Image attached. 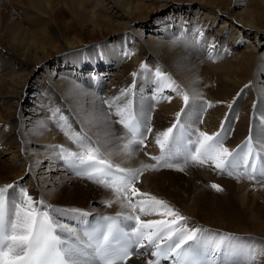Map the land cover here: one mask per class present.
I'll return each instance as SVG.
<instances>
[{"label": "bare ground", "instance_id": "6f19581e", "mask_svg": "<svg viewBox=\"0 0 264 264\" xmlns=\"http://www.w3.org/2000/svg\"><path fill=\"white\" fill-rule=\"evenodd\" d=\"M236 1L238 2L232 6V0H228V3H220L217 0L218 7L214 11L209 8L208 4L202 5L204 7H197L196 11L191 8L190 10L195 14L201 13V16L204 17L213 14L211 23L218 26L216 32L220 37L229 36L238 47H244L247 52H256V57L264 58L263 53H257L264 47V27L255 20L256 16L260 19L264 17V10L258 3L264 0L254 1L253 8L248 7L250 0ZM112 6L109 5V8ZM235 6L238 7V11L228 14ZM172 7L174 9V5L170 4L166 11ZM146 11L148 12V10ZM130 12V10L128 13L114 10L113 13L119 19H123L121 29L126 30L125 33L131 41L138 38L141 43L148 44L150 49L153 48L163 58H161L163 61L175 69L181 80L179 81L188 89L186 90L189 93L190 101L187 106H185L182 96L177 93L173 92L174 95H170L171 97L164 93L162 91L164 88L155 77L152 78V73L151 75L147 73L148 76L146 74L147 78L144 79V83L143 76L140 75L139 80L142 81V86L139 83L138 87L139 80L136 77L137 82L135 81V75L131 77L125 71L114 72L112 65H110L111 67L105 65L103 59H98L105 65L100 68L94 66L93 62L87 64L82 61L83 54L86 53L80 48L82 43L62 49L61 53L64 52L63 54L66 55L54 58L39 42L35 41L36 46H32L29 41L26 44V41L19 40L22 58L21 61L13 62L11 58L14 57L7 53L9 45H7V38L4 35V32H9L10 25L6 17H0V55L8 58V61L1 64L0 68V184L17 186L10 189V199L14 192H18L19 188H24L37 202L43 200L45 205L59 210L53 215L61 223L70 227H72V222L81 216L66 210L78 209L83 213L127 212L128 210L122 209L118 203L108 207L105 202L114 198L112 191L88 179L73 177L62 166V161L58 158L57 151L53 146L63 145L73 151L78 150L65 135V131L69 128L80 132L83 127V130L93 141L112 140L113 142L108 145V148H102V151L117 149L119 145L126 142V138L124 140L116 139L125 136V130L117 123L116 107L117 105L123 106L127 100H131L139 112L150 116L152 132L149 144L144 148L141 147L134 155H113L111 157L113 163H119L122 167L129 169H138L142 164H150L148 155L156 150V137L176 121L177 113H181L182 110L181 120L191 128L199 129L209 135L222 128V133L225 136L224 146L230 151L245 145L247 141L244 139L250 132L244 110H239L237 114L238 110L236 111L234 105L229 106V103L225 102L232 96L228 93L229 86L236 82L229 76L228 70L235 65L229 67V60L222 63V67L218 68L220 71L219 87L212 89L210 86L212 82L202 80L203 77L199 75L201 68L196 63L193 62L185 67L180 62H187L188 55L175 52L176 41L171 38V34L173 29L179 27L177 22L168 19L169 15L167 14L168 18L161 20V23L156 22L153 23L155 26H151V23L148 22L147 26L136 30L133 23H136L137 19L134 20ZM105 15L102 16L105 17ZM110 20L112 21V19ZM187 27L185 25L184 28ZM168 37L169 40H165ZM2 43L6 45L7 49L2 47ZM33 48L32 53L30 50ZM24 49L26 50L24 51ZM127 49L129 51L126 52H132L130 48ZM42 52L44 53L40 55L39 53ZM102 53L105 56V53ZM123 56L124 53L120 56L121 64L124 61H129ZM132 56V68H135V71L139 70L143 64L138 63L139 60L134 54ZM105 57L110 59L107 58V55ZM110 57H112L111 60H117L115 54ZM205 57V62H208L212 67L215 57L212 59L208 56ZM232 59H237V56L233 55L230 60ZM29 62L34 63L31 68ZM110 63L113 62L110 61ZM16 65H18V69L15 68ZM87 65L100 70L92 74L93 71L89 72L85 69ZM102 68L104 69L101 70ZM235 68L237 70V67ZM89 76H93V78ZM208 85L211 87L210 89L207 88ZM256 90L262 99L261 104L259 103L257 107V113L263 117L255 113V118L260 120L264 118V80L256 86ZM123 92H127V96L116 100L117 97H121ZM154 96L159 97L154 99ZM248 97L249 93L246 92V100ZM105 101L113 103V107L109 109L104 103ZM208 103L211 104V107L206 106ZM23 106L26 107L23 109ZM107 110L111 112L112 117L105 120L103 117L107 114ZM228 114L232 116L233 133L227 131L230 129L228 128L230 124L225 121ZM61 116L67 118L64 130L61 128V125L64 124V121L60 119ZM252 132L257 142L256 147L259 148V144H264V136L258 138L262 129L257 122ZM105 133H109V135L105 136ZM259 151H261L260 148ZM262 153L264 154V152ZM262 158L264 159V156ZM178 165L183 167L184 171L164 167L159 170H146L139 176L135 186L141 193H148L166 201L188 218V226L191 228L199 227L217 233H230L248 238L257 247L264 248V209L256 203L248 191H245L255 186L264 187V181L223 177L210 165H192L190 163H179ZM212 184H222L223 191L217 192L211 187ZM142 198L140 197V199ZM136 199L138 197H133V200ZM37 206L39 207V204ZM143 218L149 220L160 217L143 216ZM127 264H147V262L143 257L134 256L127 261ZM254 264H264V256H258Z\"/></svg>", "mask_w": 264, "mask_h": 264}, {"label": "snow or ice", "instance_id": "6c2138e0", "mask_svg": "<svg viewBox=\"0 0 264 264\" xmlns=\"http://www.w3.org/2000/svg\"><path fill=\"white\" fill-rule=\"evenodd\" d=\"M155 77L163 88L181 95L185 106L189 104V93L160 68L155 70ZM124 96L127 92L116 100ZM104 103L109 109L113 107V103ZM206 106L211 107V104ZM182 113L183 110L177 113L176 122L156 137L160 155L151 157L155 163L142 164L138 169L122 167L111 159L113 155H134L145 146V140L152 132L150 116L134 111L131 100L116 107L117 122L125 130V136L116 139L126 138L117 149L102 151L113 141H93L83 127L80 132L70 128L65 131L78 150L53 146L64 166L71 168L75 175L112 191L114 198L105 202L108 207L118 203L128 211H121L115 217L101 215L95 225L77 233L75 228L61 223L53 215L59 210L45 205L43 200L37 202L24 188H19L10 199L9 189L17 186L0 187V264H127L134 254H150L155 258L147 264H161L165 260L170 264H254L258 256H264V248L257 247L248 238L189 227L188 218L178 210L164 200L141 193L135 186L139 176L149 169L176 167L178 171H184L172 162L176 157H181L185 164H212L228 176L235 174L237 179H255L258 170L253 157H261L264 144H259L261 152H256L249 137L234 154L224 146L225 136L221 133L209 135L186 129L181 122ZM109 117L110 114H105L103 119ZM60 119L64 121L61 125L64 130L67 118L61 116ZM261 136H264V130L258 138ZM240 168L244 170L238 171ZM259 175L264 178V164ZM211 187L217 192L223 191L220 185L212 184ZM133 197L138 199L133 200ZM66 211L88 215L78 209ZM141 215L160 218L144 220ZM129 221L134 223L128 224Z\"/></svg>", "mask_w": 264, "mask_h": 264}, {"label": "rangeland", "instance_id": "374dc122", "mask_svg": "<svg viewBox=\"0 0 264 264\" xmlns=\"http://www.w3.org/2000/svg\"><path fill=\"white\" fill-rule=\"evenodd\" d=\"M219 1L220 3H228V0ZM254 1L258 2L257 0H250L248 5L249 8L254 7ZM142 2L144 3V6ZM237 2L238 1L236 0H232L231 5L233 6ZM216 3L217 0H0V17H6L8 19V24L10 25L9 32H4V35L7 38V45H9L7 53L11 57H14L11 58V61L13 62L21 61L22 58V50L19 49V40L26 41V44L29 41L30 45L32 46H36L35 41L39 42L41 46L45 47L47 52L50 53V55L54 58H59L66 55L63 54L64 52L61 53L65 48H69V46L73 47V45L77 43H82L80 48L86 51V53L83 54L84 56L81 60L87 62V64L93 62L95 63L94 66L98 68H100V66L112 65L114 72L125 71L131 77L135 75V81L136 77L139 80V76L142 75L143 83L144 79L147 78L145 77L147 73L149 75L152 73V78H154L155 70L160 68L161 71L169 75L171 79L174 80L176 84H178L183 90L187 91L188 89L181 84V80L176 74L175 69H173L170 64L163 61V58L160 57V55L157 54L153 48L150 49L148 44L141 43L138 41V38L131 41V39L125 33L126 30L121 29V22H123V19H119V17H117V15L113 12L114 10H118V12L123 11L124 13H128L130 10L134 20L137 19L136 23H133V27L136 26V30H140L142 27L147 26L148 22L151 23V26H155L153 23H161V20H164L168 14L169 18H167L172 19L179 25L178 28L172 30L171 34V38L176 41V46L174 48L177 47V49L175 52L188 55L187 62H180H182L183 66L185 65V67L193 62L196 63V65L201 68L199 75L203 77L202 80H207L209 83L212 82L210 84L212 89H217L219 87L218 80H220V71L218 68L222 67L223 62L229 60V67H233L235 65L233 68L237 67V70H239L237 71L236 68H230L228 70L229 76L235 79L236 82L229 86L228 93L232 94V96L229 97V99L225 102L229 103V106L234 105L233 107L236 108V111L238 110L237 114L239 110H244V115L247 118V123L250 130V134L248 133L244 140L247 141L249 137H251L252 143H254V149L256 152H258L259 148L256 147L257 142L253 137L254 133L252 131L256 122L258 123L259 127L264 130V118H261L260 120L255 118V113L258 112L257 107L259 103L261 104L262 102V99L257 93L256 86H258V84L262 83L264 80V65H261L264 63V58L258 56L256 57V52H247L244 47H238L231 41L229 36L224 38L220 37V35L216 32L218 26L211 23V17H213V14H209L210 16L208 15L207 17H204L201 16V13L195 14L190 10L191 8L192 10L196 11L197 7L208 4L210 6L209 8L214 11V9L218 7ZM258 3L260 4L259 6L261 9L264 10V1ZM170 4L174 5V9L172 7L169 8V11H166L168 10V6H170ZM109 5L113 6L109 8ZM138 7H141L142 10ZM128 8L130 9L128 10ZM237 8L238 7L235 6L234 9L229 11L228 14L237 12ZM137 9L140 10L138 11ZM146 10H148V12ZM144 12L145 14L142 15ZM103 14H106V18L102 16ZM242 15L245 16V14ZM110 19H112V21ZM255 20L259 25L264 27V17L260 19V17L256 16ZM185 25L188 27L184 28ZM12 26L15 29H13ZM146 28L148 29V27ZM193 29L195 30V33L193 32ZM165 40L168 41L169 37ZM255 40L258 41V39ZM2 47L7 49L6 45L3 43ZM127 48H130L132 52H126L129 51ZM262 48L263 49H260V52H257L258 54H264V47ZM25 50L26 49H24V51ZM183 50L184 52H182ZM33 51L34 48L30 50L32 53ZM47 52L45 53L48 54ZM102 52H104L105 56L107 55V58L110 59H106ZM116 52L118 53L116 54ZM43 53L44 52L39 54L42 55ZM123 53V58H126V60L129 59V61H124L121 64L120 56ZM114 54L117 60H111L112 57L110 56H114ZM133 54L139 60L138 63L146 66L145 68L140 67L139 70L136 71L135 68H132L131 58L133 57ZM233 55H236L237 59L230 60ZM205 56H208L211 59L215 57L212 67L208 64V62H205ZM98 59H103L102 61H104L105 65H103V62H100ZM7 61L8 58L6 56L0 55V68L1 64L6 63ZM110 61L113 63H110ZM29 64L31 68L34 63L29 62ZM88 67L89 66L87 65L85 69L89 72L93 71L92 74H94L95 71L100 70L98 68ZM15 68L18 69V65H16ZM103 69L104 68L101 70ZM89 77L93 78V76ZM155 79L158 81L156 77ZM141 82L142 81L139 80L137 82V86L139 83V85H141ZM210 86L208 85L207 88L210 89ZM201 87L204 88L202 85ZM156 89L157 88L155 87V90ZM162 91L169 94L168 96L174 95L173 92L176 93L170 88H164ZM246 92L249 93L248 100H246ZM25 107L26 106H23L22 108L24 109ZM109 112V110L106 111L107 114H110L109 118H111L112 115L111 112ZM258 115H260V117L262 116L261 114ZM117 118L119 120V117ZM225 121L230 124L228 126L230 129H227V131L229 133H233L232 116L228 114ZM263 156L264 154L261 152V157ZM181 174L185 175L183 173ZM220 186L221 188H224L222 184ZM262 190H264V187L259 188L255 186L245 191H248L249 195L251 194L256 203L264 209V193H262Z\"/></svg>", "mask_w": 264, "mask_h": 264}]
</instances>
